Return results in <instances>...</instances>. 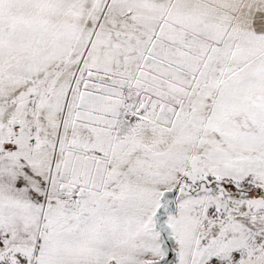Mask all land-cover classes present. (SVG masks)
<instances>
[{
	"label": "snow or ice",
	"instance_id": "1",
	"mask_svg": "<svg viewBox=\"0 0 264 264\" xmlns=\"http://www.w3.org/2000/svg\"><path fill=\"white\" fill-rule=\"evenodd\" d=\"M0 264H264V0H0Z\"/></svg>",
	"mask_w": 264,
	"mask_h": 264
}]
</instances>
